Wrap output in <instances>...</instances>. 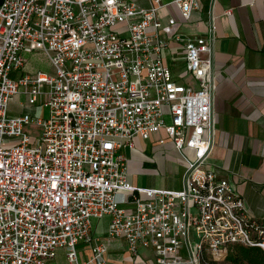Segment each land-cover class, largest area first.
<instances>
[{
    "label": "built area",
    "instance_id": "1",
    "mask_svg": "<svg viewBox=\"0 0 264 264\" xmlns=\"http://www.w3.org/2000/svg\"><path fill=\"white\" fill-rule=\"evenodd\" d=\"M216 2L209 1L206 34L173 36L195 87L167 62L161 0L147 10L130 0L2 2L0 264H50L60 249L68 264H107V244L92 235L93 220L105 217L110 239H124L134 256L153 251L157 264H220L235 245L264 253V223L248 215L227 179L206 168L215 143ZM174 4L186 23L200 9L198 0ZM28 52H42L55 75L13 80ZM21 87L32 103L47 96L46 118L9 115ZM28 126L41 136L29 135ZM162 130L187 162L179 191L128 180L122 150ZM81 245L89 246L86 260Z\"/></svg>",
    "mask_w": 264,
    "mask_h": 264
},
{
    "label": "crops",
    "instance_id": "2",
    "mask_svg": "<svg viewBox=\"0 0 264 264\" xmlns=\"http://www.w3.org/2000/svg\"><path fill=\"white\" fill-rule=\"evenodd\" d=\"M130 1L140 9L147 10L153 5V0ZM174 1L161 0L159 10L163 32L171 41L167 62L181 83L195 87L194 78L186 73L185 50L174 42L173 36L206 34L210 0H198L200 9L187 23L182 20ZM228 11L232 12L231 16L226 15ZM214 15L215 143L206 168L219 178L227 179L244 199L248 215L264 223V0H217ZM171 18L176 20L174 27L169 26ZM24 57L26 66L11 74L13 80L33 78L38 72L55 75L54 67L42 52H28ZM31 100L21 87L20 94L10 101L9 115L46 118L47 96H40L35 103ZM31 127L34 126L26 127L25 131L28 133ZM183 152L188 160L194 159L193 150ZM122 154L126 157L128 180L133 186L169 191L183 188L187 162L165 130L149 140L135 138L133 148L123 149ZM175 164L182 168L177 172L181 178L178 183H168L166 179ZM124 208L129 212L134 210L128 205ZM110 223V217L92 222L93 237L107 244V264H157L153 251L141 248L134 256L129 253L124 239H110ZM80 252L83 260L91 256L89 246L81 245Z\"/></svg>",
    "mask_w": 264,
    "mask_h": 264
},
{
    "label": "trees",
    "instance_id": "3",
    "mask_svg": "<svg viewBox=\"0 0 264 264\" xmlns=\"http://www.w3.org/2000/svg\"><path fill=\"white\" fill-rule=\"evenodd\" d=\"M4 0H0V5ZM220 264H264V253L259 248L230 246Z\"/></svg>",
    "mask_w": 264,
    "mask_h": 264
},
{
    "label": "rangeland",
    "instance_id": "4",
    "mask_svg": "<svg viewBox=\"0 0 264 264\" xmlns=\"http://www.w3.org/2000/svg\"><path fill=\"white\" fill-rule=\"evenodd\" d=\"M33 129H30L28 130V133L30 135H34L35 137H40L41 136V133H42V129L41 128H35V127H31ZM35 128V129H34ZM174 169L171 171V174L169 177H167L166 179V182L168 183H172V184H175V183H178L179 182V179L181 178V174L179 175L177 172H178V169H180V171L182 170L181 166L180 165H177L175 164ZM148 186V185H146ZM194 240V238H193ZM195 242V240H194ZM65 262L68 264V262L66 261V258H65V252L60 249L58 251V256L55 260L51 261L50 264H65Z\"/></svg>",
    "mask_w": 264,
    "mask_h": 264
}]
</instances>
